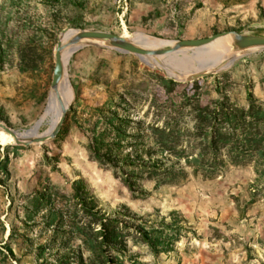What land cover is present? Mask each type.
<instances>
[{
    "label": "rangeland",
    "instance_id": "374dc122",
    "mask_svg": "<svg viewBox=\"0 0 264 264\" xmlns=\"http://www.w3.org/2000/svg\"><path fill=\"white\" fill-rule=\"evenodd\" d=\"M71 27L171 42L264 34V0H0V124L23 133L44 115L58 38ZM196 55L182 50L165 62L192 70L204 60ZM225 68L180 82L105 44L73 51L66 64L73 99L57 137L29 146L0 141V264L106 256L115 264H264V176L228 167L204 180L182 159L155 153L152 131L173 105L190 101L178 117L188 128L195 105L264 113V49ZM168 80L177 84L171 91L162 85ZM95 149L110 167L95 162ZM152 164L180 177L149 179L131 167ZM106 220L114 230L100 253Z\"/></svg>",
    "mask_w": 264,
    "mask_h": 264
},
{
    "label": "trees",
    "instance_id": "16d2710c",
    "mask_svg": "<svg viewBox=\"0 0 264 264\" xmlns=\"http://www.w3.org/2000/svg\"><path fill=\"white\" fill-rule=\"evenodd\" d=\"M162 85L171 91L177 84L168 80L162 81ZM189 104L187 100L173 105V113L164 126L153 129L155 153H167L182 159L193 176L204 180L217 178L228 167L251 166L257 176H264V113L261 114V110L255 114L245 113L225 102L195 105L190 111L193 127H182L179 112ZM98 151L93 152L95 162L110 167V162L105 161ZM131 167L147 171L149 179L171 183L180 177L179 173L162 170L156 164ZM110 230L114 227L110 220H106L102 232L105 239L96 245L100 253H104L102 246ZM89 264L115 263L106 256L102 261H90Z\"/></svg>",
    "mask_w": 264,
    "mask_h": 264
},
{
    "label": "water",
    "instance_id": "95a60500",
    "mask_svg": "<svg viewBox=\"0 0 264 264\" xmlns=\"http://www.w3.org/2000/svg\"><path fill=\"white\" fill-rule=\"evenodd\" d=\"M72 34L77 36L78 38H84L85 40L84 42L78 44L73 51H75L77 48L83 45L105 44L107 47L112 48L121 53L135 55L144 62L145 60L148 59L157 60V59L169 57L170 55L175 54L182 50L198 49L225 36H229L231 38V44L234 50L239 54L254 49H259V48L264 49V34H242L239 32H225V33H218L212 35L205 39L175 41L169 47L159 49L156 51H147L133 45L121 35L71 27L62 31L58 38V43L54 55V68H53L52 81L50 86L51 90H57L59 85L63 81L64 57H65V53L67 52V48L63 39L65 37L71 36ZM88 39H94L96 41H89ZM224 70L226 69L222 68V69H217L215 71H205L199 75H193L191 79L178 80V81L187 82L190 80H196L203 78L206 75L220 73ZM67 111H68V107H65L63 104H61L60 119L55 125L54 129L49 134L44 133V134L31 135L28 137H22L19 132H15L3 124H0V130L13 137L15 145L29 146L32 144H42L50 140H53L57 137L61 129V126L64 122V118ZM36 125L37 123L34 125V127Z\"/></svg>",
    "mask_w": 264,
    "mask_h": 264
},
{
    "label": "bare ground",
    "instance_id": "6f19581e",
    "mask_svg": "<svg viewBox=\"0 0 264 264\" xmlns=\"http://www.w3.org/2000/svg\"><path fill=\"white\" fill-rule=\"evenodd\" d=\"M72 35L69 37H65L63 39L66 48H68L64 57L63 81L61 82L57 90L50 89V93L48 95L47 105L45 109L46 112L41 117V119H39L35 127H33L31 130L20 133L22 137L37 135L38 127L44 122H48L49 127L47 131L43 133L49 134L54 129L55 125L60 119L61 104L69 108V106L72 103L71 99H73V91L66 77V64L68 58L70 57L75 47L81 42L85 41L84 38H78L77 36L75 35L72 36ZM123 37L126 38L133 45L147 51H156L159 49L169 47L173 44V42L163 39L144 37V35L140 33L136 35H128V36L123 35ZM88 40L96 41L94 39H88ZM198 54L203 56L204 60H202V62L199 65H198L199 62H195L194 64H192L191 67L192 70L189 69L176 70L171 68L165 62V60L172 58L171 55L169 57H166L165 59H157V60L148 59L145 60V62L148 66L161 70L168 77H171L175 80H186V79H191L193 75H199L205 71H213V70L215 71L217 69H222V68L227 69L225 68L226 64L231 62L235 57H237L239 53L234 50L231 44V38L229 36H225L209 43L204 47L198 48ZM199 55L192 56L191 58L199 61L200 60ZM12 139L13 137L0 130V141L2 142L3 145L11 142Z\"/></svg>",
    "mask_w": 264,
    "mask_h": 264
}]
</instances>
